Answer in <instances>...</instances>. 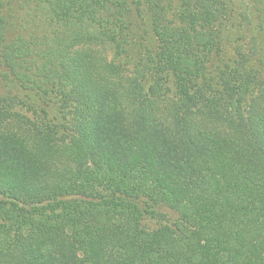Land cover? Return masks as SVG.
Returning a JSON list of instances; mask_svg holds the SVG:
<instances>
[{"label": "trees", "instance_id": "16d2710c", "mask_svg": "<svg viewBox=\"0 0 264 264\" xmlns=\"http://www.w3.org/2000/svg\"><path fill=\"white\" fill-rule=\"evenodd\" d=\"M248 27L264 0H0V264H264Z\"/></svg>", "mask_w": 264, "mask_h": 264}, {"label": "rangeland", "instance_id": "374dc122", "mask_svg": "<svg viewBox=\"0 0 264 264\" xmlns=\"http://www.w3.org/2000/svg\"><path fill=\"white\" fill-rule=\"evenodd\" d=\"M24 13V6L17 8V15L20 18H23ZM237 38L241 40L242 44L246 46L247 49L253 47L256 50V60L264 67V31H256L248 27L247 31Z\"/></svg>", "mask_w": 264, "mask_h": 264}]
</instances>
